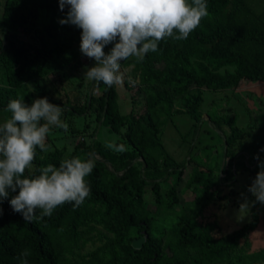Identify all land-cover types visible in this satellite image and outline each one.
Wrapping results in <instances>:
<instances>
[{"label": "trees", "instance_id": "obj_1", "mask_svg": "<svg viewBox=\"0 0 264 264\" xmlns=\"http://www.w3.org/2000/svg\"><path fill=\"white\" fill-rule=\"evenodd\" d=\"M206 2L209 15L187 39L165 38L158 51L147 53L142 62L134 57L124 61L143 107L122 112L116 85L94 82L92 91L101 92L86 93L83 102H74L70 108L51 96L47 77L56 76L60 82L62 73L77 69L83 57L82 30L59 23L68 10L60 11L59 0H0V110L4 113L0 124L10 117L5 111L10 100L23 97L31 104L35 98L47 97L71 118L94 116L96 121L101 119L102 127L123 128L114 145L126 149L112 151L99 139L83 137L68 149L48 140V152L37 148L26 177L39 175V169L48 164L58 167L64 159L91 155L95 167L85 178L90 195L78 208L65 203L51 217L25 221L9 204L18 190L10 192L0 203V264L25 260L27 264H264V247L248 252L256 216L222 233L212 209L225 198L221 188L231 183L229 168L236 152L258 125L249 121L239 127L237 115L218 113L211 102L210 121L221 131L225 125L228 131L222 132L218 152L190 156L194 165L185 179V161L177 162L162 141L167 121L179 113L176 100L192 120L194 136L202 119V88L224 90L243 79L264 81V8L257 12L247 0ZM123 84L133 87L128 79ZM259 102L256 113H261L259 127H263L264 100ZM69 126L73 133H82ZM203 148L210 151L209 146ZM136 158L140 160L131 164ZM217 169L224 174L223 182L213 177ZM172 176L176 180L169 183ZM186 190L193 197L182 200ZM142 236L141 247L134 248L132 240ZM25 250L27 257L21 255Z\"/></svg>", "mask_w": 264, "mask_h": 264}, {"label": "clouds", "instance_id": "obj_2", "mask_svg": "<svg viewBox=\"0 0 264 264\" xmlns=\"http://www.w3.org/2000/svg\"><path fill=\"white\" fill-rule=\"evenodd\" d=\"M65 8L68 10L59 23L82 30L80 51L95 62L86 67L85 78L108 87L123 85V61L134 57L142 62L147 53L158 51L159 42L165 38L187 39L209 15L206 0H59L60 11ZM128 83L135 85L130 76ZM5 111L10 117L0 124V203L18 190L9 204L25 221L51 217L65 203L73 208L81 206L90 195L85 178L95 167L91 155L87 159H64L58 167L48 164L39 169V175H24L32 166L37 148L49 151L51 145L46 141L52 128L68 131V123L61 119L64 109L47 97L35 98L31 104L21 97L10 100ZM105 146L117 152L126 150L123 145ZM254 159L259 171L247 191L264 204V160L258 155ZM21 255L27 257V250Z\"/></svg>", "mask_w": 264, "mask_h": 264}, {"label": "rangeland", "instance_id": "obj_3", "mask_svg": "<svg viewBox=\"0 0 264 264\" xmlns=\"http://www.w3.org/2000/svg\"><path fill=\"white\" fill-rule=\"evenodd\" d=\"M247 2L257 12L264 8V0H247ZM80 61L81 65L77 69H68L62 73L60 82L56 76L49 75L45 84L51 96L60 104L67 103L69 108L74 102H83L86 93L91 91V93L93 92L98 95L101 92L98 88L92 91L94 81H89L84 76L86 67L93 66L95 63L94 60L83 56ZM120 71L124 79H128L124 61L121 63ZM135 89V86L129 89L124 84L116 85L117 104L122 112H127L130 109L136 112L142 111L143 101L135 94ZM202 93L203 102L201 107L203 113L196 134L192 136L190 132L192 130L190 127L192 120L184 114L179 101L176 100L175 108L179 110V113L174 114L167 121L162 132V141L165 148L177 162L185 161L183 170V179H185L187 172L194 165V162L189 159L190 156L196 153L211 154L218 152L221 149L222 138L224 137L222 132L226 133L228 131L225 125L222 126L221 131L210 121L208 110L211 107V102L215 104V109L218 113L237 115L236 124L239 127H245L249 121H254L258 125L243 140L244 148L236 152L233 165L229 168L230 172L233 173L231 183L228 186L222 185L221 188L222 195H225V198L220 200L219 203H215L212 209L222 233L233 231L244 223L251 221L252 216L255 215V226L249 234L250 249L248 252L260 249L264 247V204L256 202L255 197L247 189L259 171L257 167L258 161L254 157L258 155L261 160H264V151H261L264 148V126L259 127L262 125L263 118H261V113H256L260 99L264 100V81H249L243 79L234 88L224 90L202 88ZM3 114V111L0 110V122L4 119ZM64 114H62L61 119L67 122L68 125L79 128L80 131L82 130V133H73L70 130V126L67 132L64 130L56 131L57 128H55L48 135L47 140L50 143L53 142L55 145H62L61 143H63L66 146L65 149H68L82 137L87 141L99 139L104 145L108 143L114 144L116 140L121 138L123 128L122 130L112 131L107 126H100L101 119L96 121L94 120V116L85 117L84 115L76 114L75 118H71ZM83 124H87V127L83 126ZM204 146H209L210 151L204 150ZM109 150L115 151L114 149ZM94 156L100 158L98 155ZM138 160L140 159L136 158L133 162ZM221 166L222 162L220 164ZM218 171L219 169L214 170L213 177L215 180L223 182L222 178L224 174ZM164 178L166 176L161 179ZM175 180V176H172L168 182L171 183ZM181 185L182 183L179 184V189H181ZM192 197L193 193L190 190H186L180 195L182 200L191 199ZM245 203L247 206L241 207Z\"/></svg>", "mask_w": 264, "mask_h": 264}, {"label": "water", "instance_id": "obj_4", "mask_svg": "<svg viewBox=\"0 0 264 264\" xmlns=\"http://www.w3.org/2000/svg\"><path fill=\"white\" fill-rule=\"evenodd\" d=\"M97 159H99V160H102L101 158H97ZM105 162V161H104ZM133 163V161L131 162V164ZM130 164V165H131ZM222 164H223V161H222ZM145 166V164H143V167ZM118 174H122V171L121 172H119ZM145 240V237L144 236H142V237H139V238H137V239H134V240H132V242H131V245L134 247V248H139V247H141V245H142V243H143V241Z\"/></svg>", "mask_w": 264, "mask_h": 264}]
</instances>
